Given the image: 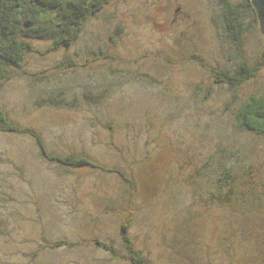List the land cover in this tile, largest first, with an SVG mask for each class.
<instances>
[{"label": "rangeland", "instance_id": "obj_1", "mask_svg": "<svg viewBox=\"0 0 264 264\" xmlns=\"http://www.w3.org/2000/svg\"><path fill=\"white\" fill-rule=\"evenodd\" d=\"M222 4L109 0L73 47L32 52L0 81V107L50 153L87 156L130 179L49 161L31 136L0 132V264H135L120 234L129 203V235L150 264H264V133L241 129L235 115L264 97V37L245 10L235 44ZM241 62L258 67L254 76L216 82L213 69ZM223 148L250 152L240 160L250 180L242 170L246 184L232 192L211 172L192 176ZM225 190L229 206L208 203Z\"/></svg>", "mask_w": 264, "mask_h": 264}, {"label": "trees", "instance_id": "obj_2", "mask_svg": "<svg viewBox=\"0 0 264 264\" xmlns=\"http://www.w3.org/2000/svg\"><path fill=\"white\" fill-rule=\"evenodd\" d=\"M108 1L109 0H0V81H9L13 74L20 72L27 55L32 54V52L47 53L73 47L82 35L87 22L100 12ZM222 10L226 28L235 44H237L236 42L241 34L239 19L244 14L245 10L252 13L251 22L254 25L256 24L260 31L256 12L250 0H245L243 5L240 3L232 4L223 0ZM35 41H46L49 42L50 45L45 51H41L35 47ZM65 65L66 67H75V63L72 60H69ZM257 68L258 67H250L247 62H241L237 69L233 71L220 69H213L212 71L217 74L216 82H226L230 86L236 87L254 76ZM55 98L61 97L58 96ZM51 102L53 103V100H51ZM235 113L241 129L256 133H264L263 96L248 97L243 104L239 105ZM0 132L31 136L35 141L40 155L49 161L58 162L65 166L104 168L116 172L124 179L130 181L125 173L117 167L105 168L87 156L50 153L40 133L29 128H23L14 123L8 118L6 111L1 107ZM226 150L228 149H221V155L218 154L219 156H217V153L211 154L206 163L204 162L205 164L196 168V172L192 174L193 178L197 179L200 177L199 179H201L211 172L209 173L210 178L216 182L218 187H223L231 192L234 187L246 184L244 182L247 179L250 180V178L246 175L245 170H243L240 160H242V163L248 160L250 152L245 153L243 157H240V154H237V156L233 154L231 157L225 154ZM215 155L217 157L214 158ZM210 169L213 170V172L210 171ZM242 170L246 176L245 181L241 176ZM146 185L148 186V183H146ZM143 186L146 187L142 184V187ZM225 194L226 190L222 195L213 194L211 198H209L208 203H219L227 206L232 201L230 200V196L224 197ZM247 194L249 193H239L242 201L246 202L248 200ZM257 205L258 203L255 207H257ZM132 212L133 210L130 208L129 203L127 211L122 215L123 218L120 225V234L125 249L129 253L130 260L135 264H150L145 255L137 249H134L133 239L129 235ZM64 244L65 242L62 241L52 245L58 247ZM96 244L112 253L115 252L113 246L108 243L96 240Z\"/></svg>", "mask_w": 264, "mask_h": 264}, {"label": "water", "instance_id": "obj_3", "mask_svg": "<svg viewBox=\"0 0 264 264\" xmlns=\"http://www.w3.org/2000/svg\"><path fill=\"white\" fill-rule=\"evenodd\" d=\"M257 16L260 32L264 36V0H250Z\"/></svg>", "mask_w": 264, "mask_h": 264}]
</instances>
